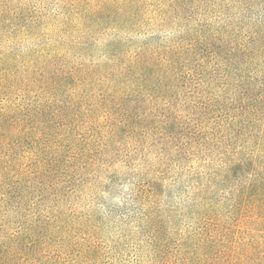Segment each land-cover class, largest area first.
Returning a JSON list of instances; mask_svg holds the SVG:
<instances>
[{
  "label": "trees",
  "instance_id": "trees-1",
  "mask_svg": "<svg viewBox=\"0 0 264 264\" xmlns=\"http://www.w3.org/2000/svg\"><path fill=\"white\" fill-rule=\"evenodd\" d=\"M0 264H264V0H0Z\"/></svg>",
  "mask_w": 264,
  "mask_h": 264
}]
</instances>
